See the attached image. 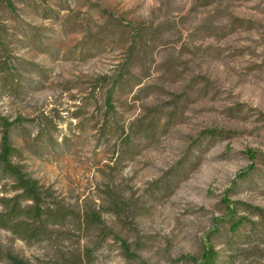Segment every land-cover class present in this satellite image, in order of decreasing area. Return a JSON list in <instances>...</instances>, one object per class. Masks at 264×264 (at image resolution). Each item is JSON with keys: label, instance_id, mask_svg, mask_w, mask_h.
<instances>
[{"label": "rangeland", "instance_id": "obj_1", "mask_svg": "<svg viewBox=\"0 0 264 264\" xmlns=\"http://www.w3.org/2000/svg\"><path fill=\"white\" fill-rule=\"evenodd\" d=\"M7 126L0 264H264V0H0Z\"/></svg>", "mask_w": 264, "mask_h": 264}, {"label": "trees", "instance_id": "obj_2", "mask_svg": "<svg viewBox=\"0 0 264 264\" xmlns=\"http://www.w3.org/2000/svg\"><path fill=\"white\" fill-rule=\"evenodd\" d=\"M112 89L107 94L106 103L111 109V99H112ZM8 131L9 127L5 128L1 138L0 146V174L7 177L12 183V192L14 193L13 198L7 200H1L3 203H11L6 207H9L10 213L20 215L22 212H26L31 217L39 219L42 216V196L40 193V186L36 180L31 179L26 174H24L19 167L14 166L10 157L12 155V148L8 142ZM253 168L250 166L248 168L251 171ZM241 174V173H240ZM25 205L24 210L21 205ZM227 216L229 230L234 232L236 231L243 223L242 219H235V210L226 204ZM217 258V253L212 247H207L199 261H196L194 258H183L182 260L187 261L189 264H215ZM10 261L13 264H25L24 262L18 260L15 257H10Z\"/></svg>", "mask_w": 264, "mask_h": 264}]
</instances>
